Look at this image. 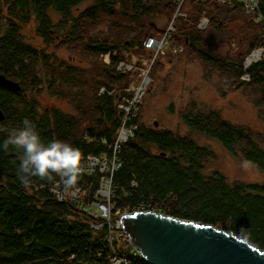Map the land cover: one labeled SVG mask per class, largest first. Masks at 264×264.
<instances>
[{"label": "trees", "instance_id": "1", "mask_svg": "<svg viewBox=\"0 0 264 264\" xmlns=\"http://www.w3.org/2000/svg\"><path fill=\"white\" fill-rule=\"evenodd\" d=\"M84 1L0 0V10L7 13L5 21L0 16V73L20 85L17 91L0 86V109L5 115L0 121V264H112L107 225L92 227L103 177L112 184L108 202L112 223L122 213L149 210L222 227L264 250V182L231 181L219 171L206 173L205 162L212 157L208 147L189 134L143 125L141 105L131 104L132 94L126 90L129 73L120 66L125 50L145 49L146 38L154 36L151 31L164 30L145 22L148 15L170 16L174 5H184L188 14L177 18L169 39L183 50L187 46L206 63L218 64L237 82L236 87L254 90L264 121V52L245 65L252 52L264 46V21H256L237 1L91 0L80 9ZM260 2L264 15V0ZM49 10L58 15L57 20ZM202 16L214 29L223 20L248 19L246 49L237 58L216 54L212 37L217 33L220 40L223 37L209 27L199 30ZM31 20L43 47L22 35L21 28ZM52 46L69 47L90 65L59 58ZM43 89L69 100L73 111L39 107L33 93ZM25 118L45 145L60 140L78 149L83 159L106 161L103 170L98 166L79 174L76 186L87 194L57 198L52 188L63 185L55 174L51 181L32 178L28 186L20 183L22 149L12 145L4 149L3 144L22 128ZM182 121L229 151L241 152L264 171V129L235 124L213 109L193 108L182 115ZM122 127L132 133L125 141L118 140ZM121 233L115 231V244ZM130 248H123L128 264H149Z\"/></svg>", "mask_w": 264, "mask_h": 264}, {"label": "rangeland", "instance_id": "2", "mask_svg": "<svg viewBox=\"0 0 264 264\" xmlns=\"http://www.w3.org/2000/svg\"><path fill=\"white\" fill-rule=\"evenodd\" d=\"M90 2L91 0L84 1L79 5V8H85ZM185 10L184 5L181 8L179 5H174V11L170 16L165 13H153L145 18V22L174 32L175 25L179 21L177 18L183 16ZM49 14L57 20L58 15L54 11L49 10ZM0 16L2 21L6 20L5 8L0 10ZM247 21L248 19L243 21L242 18H233V20H223L219 29L212 28V25H210L211 29L206 26L209 27L208 31L217 30L223 37L220 40L218 33L212 37L214 41L212 50L224 58L228 56L237 58L238 54L246 49L247 41H249L250 32L246 33ZM206 27L199 30L203 31L207 29ZM21 31L26 41L37 46H44L33 20L22 27ZM151 33L154 34V37L161 38L160 31L153 30ZM245 35H248L247 41ZM53 38L55 42L58 40L57 35H54ZM179 48L181 50H178ZM51 50L64 60H71L70 62L74 60L78 64L90 65L88 59L71 51L69 47L58 46L56 48L52 46ZM126 51L124 52L125 62L120 66L126 68L129 73L126 90L132 94L130 103H140L141 105L140 121L143 125L168 129L181 135L189 134L196 143L208 147L212 157L205 162L204 171L206 173L219 171L231 181L264 182V171L247 161L241 152L229 151L218 140L208 137L200 131L189 129L182 121V115L188 114L193 108L213 109L221 117L235 124L255 131L262 130L264 121L259 117L262 105L258 104L257 94L254 90L236 87L237 82L231 76L224 74L218 64L206 63L187 46H184L183 50L182 46L173 44L171 40L168 45L159 49L135 47ZM259 57L255 58L252 53L249 56L252 59L248 60L245 65L247 66ZM242 78L248 79V76L243 75ZM33 94L39 107H54L66 112L73 111L69 100L51 96L45 89ZM155 121L157 122L156 126L154 125ZM150 148L155 152L153 146ZM71 191H74L73 194L77 197L87 194V190H81L77 186L70 189ZM96 198L101 199L102 197L99 194V197ZM117 243L123 245V239L118 240Z\"/></svg>", "mask_w": 264, "mask_h": 264}, {"label": "water", "instance_id": "3", "mask_svg": "<svg viewBox=\"0 0 264 264\" xmlns=\"http://www.w3.org/2000/svg\"><path fill=\"white\" fill-rule=\"evenodd\" d=\"M0 86L20 90L1 73ZM4 117L0 109V121ZM117 222L149 264H264V250L222 227L154 211L122 213Z\"/></svg>", "mask_w": 264, "mask_h": 264}, {"label": "clouds", "instance_id": "4", "mask_svg": "<svg viewBox=\"0 0 264 264\" xmlns=\"http://www.w3.org/2000/svg\"><path fill=\"white\" fill-rule=\"evenodd\" d=\"M248 7L250 10L251 5ZM9 145L22 149L17 172L22 185H30L32 178L51 181L53 174L62 178L60 182L65 190H70L77 184L81 172L79 150L60 140L50 141L45 145L34 124L27 118L22 121V128L4 141V149Z\"/></svg>", "mask_w": 264, "mask_h": 264}, {"label": "built area", "instance_id": "5", "mask_svg": "<svg viewBox=\"0 0 264 264\" xmlns=\"http://www.w3.org/2000/svg\"><path fill=\"white\" fill-rule=\"evenodd\" d=\"M182 1V0H181ZM180 1V2H181ZM219 3H233L235 1L239 2L243 9L245 10V12L249 15L252 16V18H254L256 21H264V15L260 10L261 7V2L260 0H216ZM179 2V3H180ZM251 5V9L249 10L248 5ZM184 15V14H182ZM208 21L205 18V16H203L198 23V28L199 29H203L207 26ZM170 33H172V31L165 29L164 31H161V38H156L154 36H148L146 38V40L144 41V47L147 48H162L165 47L166 45H168V43L170 42L169 36ZM174 49L176 50V47H174ZM178 50H181V48H179ZM264 52V46L260 47L256 50H254L252 53L253 55L256 54V57H259L262 53ZM255 57V58H256ZM254 59V58H253ZM132 104V103H131ZM125 109H129V107H125ZM131 130L129 128H125L122 127L120 129V132L118 134V140L119 141H125L128 137V135H131ZM106 161H102L97 157H87L86 159H83V157H81L80 159V167H81V173H86V172H92L95 170L96 167L100 166V169L103 170V168H105L106 166ZM113 166H111L110 172H112ZM76 186V185H75ZM52 191L54 192L55 196L59 199H63L65 197H69L71 196L72 198L75 197V195L73 194L74 191L70 190H65L63 186H61L59 183H56L54 185V187L52 188ZM112 191V184H111V180L108 177H103L102 178V182H101V186L99 189V194L101 195L102 199L101 202H97L94 204V206L96 207V210L93 211L92 213L95 215V217L97 218V222L92 224L93 228H101L104 225H107L108 228V233H107V238L108 241L110 243L111 246V263L112 264H128V260L125 256V253L123 251L124 247H128L130 246V250L131 253L133 255H137L140 256L139 254V250L137 247H135L129 240L128 236L126 234H123V237L121 236L120 238L117 239H123V247H121L119 244H115L114 243V239L116 238L115 236V231L117 230V225L118 222L116 223H112L111 220V215H110V209H109V197ZM136 211H149V210H136ZM135 212V211H133ZM115 225V227H114ZM122 234V233H121ZM126 241L128 242V244L126 243ZM119 245V246H118Z\"/></svg>", "mask_w": 264, "mask_h": 264}, {"label": "bare ground", "instance_id": "6", "mask_svg": "<svg viewBox=\"0 0 264 264\" xmlns=\"http://www.w3.org/2000/svg\"><path fill=\"white\" fill-rule=\"evenodd\" d=\"M255 57H256V54H255ZM251 59H252V58H249V57H248L246 62H248V60L250 61Z\"/></svg>", "mask_w": 264, "mask_h": 264}]
</instances>
